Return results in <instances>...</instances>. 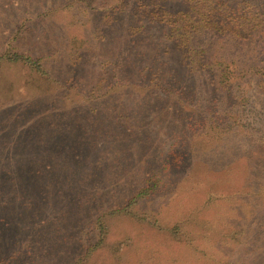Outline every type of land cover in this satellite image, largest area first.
Here are the masks:
<instances>
[{"label":"rangeland","instance_id":"374dc122","mask_svg":"<svg viewBox=\"0 0 264 264\" xmlns=\"http://www.w3.org/2000/svg\"><path fill=\"white\" fill-rule=\"evenodd\" d=\"M107 1L0 0V43L13 44L29 28L23 53L29 49L38 56L56 51L39 70L23 62L0 61V123L5 125L0 134L20 137L58 130L57 154L43 166L56 170L58 178L43 182L44 191L38 196L1 198L0 253L8 264H240L246 258L245 251L238 249L242 237L238 231L235 238L228 233L241 224L242 214L248 216L253 191L261 187L257 197L264 200V171L255 163L264 152L253 154L248 164L233 156L230 164L215 165L218 159L227 160L231 148L234 154L249 151L253 147L249 139L219 140L214 133L195 137L191 170L172 169L161 189L127 208L134 171L115 175L107 171L110 177L102 186L106 180L97 159L108 148L107 136L100 129L102 137L94 141V132L103 123L91 121L90 107L82 101L90 98L92 87L108 83L109 58L126 40L119 32L122 13L113 24L96 18L90 9L104 8ZM146 27L154 43H167L155 24ZM0 50L4 53L7 48ZM75 50L78 55L72 57ZM136 50L150 54L153 48L135 46L124 55L130 57ZM20 114L22 119L15 122ZM145 117L148 133L161 130L164 124L152 120L153 113ZM161 140L168 150L172 141ZM155 154L152 147H139L121 164L140 168V156L150 164ZM124 155L125 151L119 157ZM107 161L104 158L101 164L106 166ZM113 206L124 210L104 213ZM101 212L106 233L103 242L93 247L100 238L94 220Z\"/></svg>","mask_w":264,"mask_h":264},{"label":"trees","instance_id":"16d2710c","mask_svg":"<svg viewBox=\"0 0 264 264\" xmlns=\"http://www.w3.org/2000/svg\"><path fill=\"white\" fill-rule=\"evenodd\" d=\"M90 9L96 18L100 16L113 24L119 19L118 13L123 14L119 32L126 40L109 58V81L104 87H92L90 98L82 102L90 107L91 121L103 123L100 127L93 123L98 127L94 141L102 137L100 129L107 136L104 145L109 152L106 149L97 159L106 180L102 186L110 177L107 171L113 175L134 171V191L124 198V208L161 189L172 169L191 170V142L195 137L214 133L219 140L241 137L253 144L240 154L230 152L231 148L225 162L218 159L217 168L230 164L233 156H240L238 159L248 164L253 154L264 152V0H108L106 7ZM148 23L163 32L162 41L167 43H154L146 29ZM26 32H30L29 28L20 37L12 38L13 44L9 40L0 43V48H7L4 53L0 50V61L23 62L39 70L56 51L38 56L29 49L23 53ZM135 46L152 47L153 51L147 54L136 50L126 57L124 54ZM78 51L70 55L76 57ZM151 113L152 120L164 124L154 132L156 137L148 133L146 126L145 116ZM22 117L17 115L14 121ZM252 123L256 126H250ZM3 127L0 123V130ZM25 134H0V210L1 198L38 196L44 191L43 182L58 178L56 170L43 169L51 155L57 154L54 142L58 130L48 135ZM162 137L172 141L166 151ZM139 147L155 149L151 163L140 156V168L122 166L121 161L128 159L126 155ZM124 151V158L119 157ZM104 158L109 160L106 166L101 164ZM259 161L264 165V158ZM112 162L115 168L109 166ZM260 162L255 163L264 171ZM261 190L252 192L255 199L248 204V216L242 214L241 224L228 233L235 238L238 231L242 237L238 249L245 251L246 258L240 264H264V200L257 197ZM124 208L113 206L104 213L122 212ZM104 213L94 220L100 238L93 247L103 242L106 233ZM8 263L0 253V264Z\"/></svg>","mask_w":264,"mask_h":264}]
</instances>
